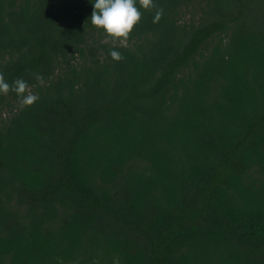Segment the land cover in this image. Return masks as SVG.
Segmentation results:
<instances>
[{
    "label": "trees",
    "instance_id": "obj_1",
    "mask_svg": "<svg viewBox=\"0 0 264 264\" xmlns=\"http://www.w3.org/2000/svg\"><path fill=\"white\" fill-rule=\"evenodd\" d=\"M154 3L0 0V264H264V0Z\"/></svg>",
    "mask_w": 264,
    "mask_h": 264
},
{
    "label": "clouds",
    "instance_id": "obj_2",
    "mask_svg": "<svg viewBox=\"0 0 264 264\" xmlns=\"http://www.w3.org/2000/svg\"><path fill=\"white\" fill-rule=\"evenodd\" d=\"M93 4L90 22L97 30L105 33L104 42H111L114 48L117 45L127 46L129 38L143 18L144 11L155 9L153 23H158L164 14L163 8H158L154 0H93ZM110 55L117 62L123 59L116 50H112ZM35 79L43 83L41 75L35 74ZM10 91L19 98L21 109L33 106L39 100V96L31 91V86L24 79H16L10 85L5 81L3 73H0V95L6 96Z\"/></svg>",
    "mask_w": 264,
    "mask_h": 264
},
{
    "label": "rangeland",
    "instance_id": "obj_3",
    "mask_svg": "<svg viewBox=\"0 0 264 264\" xmlns=\"http://www.w3.org/2000/svg\"><path fill=\"white\" fill-rule=\"evenodd\" d=\"M194 18H195L194 15H192L191 13H189V12L186 11V13H185V19L186 20L194 19Z\"/></svg>",
    "mask_w": 264,
    "mask_h": 264
}]
</instances>
